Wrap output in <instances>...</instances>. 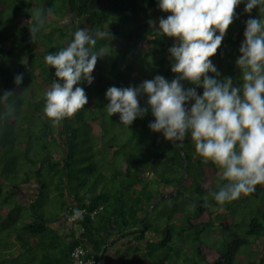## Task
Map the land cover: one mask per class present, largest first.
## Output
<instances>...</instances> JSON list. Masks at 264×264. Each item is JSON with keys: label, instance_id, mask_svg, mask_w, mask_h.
<instances>
[{"label": "trees", "instance_id": "trees-1", "mask_svg": "<svg viewBox=\"0 0 264 264\" xmlns=\"http://www.w3.org/2000/svg\"><path fill=\"white\" fill-rule=\"evenodd\" d=\"M246 3L242 0L236 8L237 18L210 58L220 78L231 77L236 87L243 83L236 61L241 55L246 21L260 18L259 8L245 11ZM8 8L13 25L4 24ZM36 8H51L53 14L32 41L29 27ZM68 14L73 22L65 28L63 18ZM168 15L171 13L159 8V0H0V95L7 91L15 94L0 103V125L14 124L16 117L23 122L19 126L22 139L7 138L3 146L4 151H22V170L18 172H28V179L11 185L12 196L4 198L6 212H0L8 240L1 248L19 229L14 239L18 244L13 248L18 247L25 258L16 261L73 264L72 250L83 245L93 248L100 262L113 242L123 240L121 247L127 249L119 250L126 254L119 264H144L146 254L154 255L177 240L183 246L192 242L202 264H264V184L219 211L221 206L211 193L226 183L221 170L203 162L190 135L174 143L149 128L155 117L146 94L139 102L147 113L129 127L122 124L119 114L110 117L105 110L109 87H139L157 75L169 82L177 77L171 71L174 58L167 52L179 41L157 31L159 20ZM78 28L88 30L97 40L96 48L103 47L106 55L98 59L93 83L76 85L85 90L88 104L55 125L43 111L45 93L53 81H62L44 57L66 47ZM100 31H109L112 36L100 38ZM20 74L23 80L17 86L15 77ZM207 75L216 78L214 73ZM181 83L186 89L196 87L188 81ZM196 91L202 95L204 89L196 87ZM191 103L194 101L187 105L189 108ZM7 105L14 107L11 116L5 114ZM24 119L33 126L29 128ZM39 119H44L40 125ZM23 187L34 190L26 200L18 194ZM162 205L167 215L163 230L149 222V216ZM77 209L83 218L73 224L81 233L65 243L62 220L72 217ZM52 210L57 211L53 218ZM148 233L156 236L150 234L147 240ZM213 233L219 234L214 241ZM141 243L144 256L140 254ZM10 246L7 252L0 251V259H7L0 264H12L8 256L15 251H9L13 249ZM174 249H167L159 264H169L174 256L179 259L182 251ZM129 250L131 256L127 257ZM190 255L186 253L184 264Z\"/></svg>", "mask_w": 264, "mask_h": 264}, {"label": "clouds", "instance_id": "clouds-1", "mask_svg": "<svg viewBox=\"0 0 264 264\" xmlns=\"http://www.w3.org/2000/svg\"><path fill=\"white\" fill-rule=\"evenodd\" d=\"M241 2L159 0V8L171 15L159 20L157 31L179 41L169 49L174 58L171 71L178 74L177 77L169 82L157 75L139 87L112 86L106 91L109 103L105 110L110 117L119 114L123 125L129 127L147 113L148 109L142 108L139 102V97L146 94L155 117L149 124L153 132H162L165 139L174 143L183 142L190 135L203 162L217 166L226 181L218 191L211 193L221 206L219 211L264 184V0H247L245 5L248 13L259 8L260 18L246 21L245 39L236 61L242 71V86H234L231 77L221 79L210 59L216 55L229 26L237 18L235 10ZM52 14L51 8L34 9L31 14L34 22L29 27L32 41ZM110 35L109 31L98 33L100 38ZM96 43L88 30L78 28L66 47L44 57L62 81H53L45 93L43 111L55 125L73 117L88 104L85 90L76 85L82 81L93 83L92 73L98 59L106 55L103 47L96 48ZM209 72L216 78L207 75ZM22 80L23 75H17L15 84L19 86ZM181 81L202 86L203 94H198L196 87L186 89ZM13 95L12 91L0 95V103H6ZM193 101L189 108L187 105ZM13 113L14 107L7 105L5 114ZM77 218H83L78 209L68 219L73 223ZM76 247L84 248L89 258L97 261V256L87 247ZM97 262L103 264V261Z\"/></svg>", "mask_w": 264, "mask_h": 264}, {"label": "rangeland", "instance_id": "rangeland-1", "mask_svg": "<svg viewBox=\"0 0 264 264\" xmlns=\"http://www.w3.org/2000/svg\"><path fill=\"white\" fill-rule=\"evenodd\" d=\"M25 11L28 12L29 10L26 9ZM11 12L12 11H10V8L6 9V17L4 20L5 25H10V24L13 25L12 19H10ZM72 19H73L72 15H70V14L66 15L63 18V20L65 21L63 27L67 28V27L71 26V24L73 22ZM4 31H5V29H4ZM170 54L171 53L168 51L167 55H170ZM138 61H140V56L138 57ZM140 64L143 65V63H141V62H140ZM144 67H147V65L145 64ZM4 85L7 86V83H5ZM8 89H11V88L8 87ZM27 117H28V119H30V117H32V116H30V113H29L27 115ZM16 119L18 120V122L16 121V123H14V124L4 122L2 125H0V132H2L1 138H0V144H2L0 146V185L2 186V189L0 190V212L2 214H4L3 212H6V207H7L5 204L6 201L4 200V198L6 196H9V195L12 196V192L10 191L11 185L13 187L17 186V185L21 184V181L28 179V177L26 176V174H28V172H25V171L18 172V171L22 170V163H23L22 151H20L19 148H17L14 151H8V150L4 151L5 147L3 145H6V144H4L3 142L5 140H7V138H9L8 140H10V139L12 140L13 138H15V141L19 142L23 137L22 132L19 131V128H20L19 126L23 122L18 117H16ZM31 121H33V125H36V122L32 118H31ZM43 121H44V119H39L37 122L38 125H40V122H43ZM24 123L26 125H28L29 121L24 119ZM33 125H28V126L30 128V126H33ZM33 128L35 129V127H33ZM12 129H13V131H12ZM4 132L8 133V134L6 135V134H4ZM16 166L19 169H16ZM105 167H107V166H105ZM23 169H24V167H23ZM1 183H4V184H1ZM6 186L9 189H7ZM23 188H24V190H19L18 194H19V196H23L24 199L26 200L32 196V193L34 192V190H31L28 187H26V188L23 187ZM23 202L26 203L27 201H23ZM51 212L52 213L50 215L53 218V216H54L53 214H55L57 211L52 210ZM47 213H49V211ZM50 215H49V217H50ZM166 216L167 215L165 212V205H162L156 210V212L154 214H151L149 216V222L152 223L154 225V227L156 226V227H159L161 230H163V226L165 225V221H166V218H165ZM2 226H3V223H0V248L2 247L1 244H5L4 241H8L7 238H5L6 230ZM56 228L59 229L57 224H56ZM76 228H77L76 233L79 234L78 232L80 231V229L78 226H76ZM18 230L19 229L16 228L13 232V238L14 239H17ZM62 234L63 233L61 232V237L63 236ZM150 234L152 237L155 235L154 233H148L147 240L150 239L149 238ZM218 235L219 234L213 233L212 234V240L214 241L215 239H217ZM161 237H162V235H161ZM26 238H30V237H26ZM14 239L10 240L11 242H7L8 245H11L10 246L11 248H13L14 243H17V241L15 242ZM124 242L125 241H123V240L118 241L117 246L124 244ZM173 242H174L173 246L175 248H177L178 250L182 251V253L180 254L181 256L179 259L176 256L171 257L169 264H184L183 260L187 257L186 253H187V255L189 253H191V255H190V257H188L189 260L185 264H202L201 261L199 259H197V257H196L195 248H194L192 242L186 243L185 246H183V244L178 243L177 240H173ZM140 246L143 250L144 245H142V243H141ZM173 246L168 247L166 249H161L160 251L156 252V254H154V255H147L146 254L145 259L143 260V263L144 264H159L160 260L167 253L169 248H172L174 251H176ZM183 247H185L186 249L183 250ZM4 248L5 247L1 248L0 250L2 251ZM129 254L131 256L130 250H129V252H127V257ZM140 254L142 255L143 252ZM144 254L142 256H144ZM133 256L136 257L137 255H133Z\"/></svg>", "mask_w": 264, "mask_h": 264}, {"label": "crops", "instance_id": "crops-1", "mask_svg": "<svg viewBox=\"0 0 264 264\" xmlns=\"http://www.w3.org/2000/svg\"><path fill=\"white\" fill-rule=\"evenodd\" d=\"M22 189H24V188H22ZM71 221V220H70ZM62 223H63V227H62V230H61V232L63 233L62 235V238H63V240L65 241V243H69L70 241H71V239H72V237H75V238H79V235H80V231L78 232L79 234H77L76 233V231H77V228H76V226L72 223V221L71 222H69V219H64V220H62ZM14 239V238H13ZM6 246V245H5ZM4 246V247H5ZM122 245H120V246H117V243L116 242H113V244H112V246H111V248L107 251V253H106V256H105V259L103 260V264H107V263H109V262H111V263H116V264H119V262H121V260H123L124 259V257H125V252H120L119 250L120 249H124V250H126L127 249V247H121ZM1 249V248H0ZM6 249H8V244H7V246L3 249V251H5V252H7V250ZM88 249H89V251L94 255V252H93V248H91L90 246H88ZM1 251V250H0ZM9 251H15L14 253H12V255H9L8 256V260H10L11 262H12V264H25V262L27 261L26 259L24 260V262L22 261V262H18V261H16V259L17 260H19L20 258H22V256H23V258H25V256L23 255V252L22 251H20L19 249H18V247H16V248H13V249H9ZM2 252V251H1ZM141 252H144V249L141 251ZM94 256H96V255H94ZM3 258V257H2ZM0 259V260H2V261H4V260H7V259Z\"/></svg>", "mask_w": 264, "mask_h": 264}, {"label": "built area", "instance_id": "built-area-1", "mask_svg": "<svg viewBox=\"0 0 264 264\" xmlns=\"http://www.w3.org/2000/svg\"><path fill=\"white\" fill-rule=\"evenodd\" d=\"M71 258L73 264H98L95 259L89 258L88 252L82 247H76L71 253Z\"/></svg>", "mask_w": 264, "mask_h": 264}]
</instances>
